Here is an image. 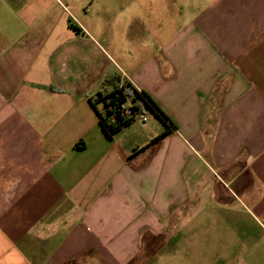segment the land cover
<instances>
[{"label": "crops", "instance_id": "0c3cea01", "mask_svg": "<svg viewBox=\"0 0 264 264\" xmlns=\"http://www.w3.org/2000/svg\"><path fill=\"white\" fill-rule=\"evenodd\" d=\"M216 183L264 212V0H0V264H148Z\"/></svg>", "mask_w": 264, "mask_h": 264}, {"label": "rangeland", "instance_id": "374dc122", "mask_svg": "<svg viewBox=\"0 0 264 264\" xmlns=\"http://www.w3.org/2000/svg\"><path fill=\"white\" fill-rule=\"evenodd\" d=\"M143 111L149 123H161L152 110ZM228 188L216 183L203 192L198 186L197 200L184 208L192 216L178 232L176 247L151 253L148 264H264V212Z\"/></svg>", "mask_w": 264, "mask_h": 264}, {"label": "trees", "instance_id": "16d2710c", "mask_svg": "<svg viewBox=\"0 0 264 264\" xmlns=\"http://www.w3.org/2000/svg\"><path fill=\"white\" fill-rule=\"evenodd\" d=\"M112 82H107V84ZM132 99V103H130ZM140 100V107H135L136 101ZM103 104V113H98L99 125L108 138H112L124 127L131 125L135 120V113L141 112L142 104L144 107L152 110L157 118L165 125L166 131L156 138L159 141L164 137L172 134L171 127L175 129L174 124L169 117L162 111L157 103L144 91L136 90L132 85L123 86L115 89L108 94L98 93L94 105ZM133 105L131 110L134 115L129 116L126 113V106Z\"/></svg>", "mask_w": 264, "mask_h": 264}, {"label": "built area", "instance_id": "2783aa9c", "mask_svg": "<svg viewBox=\"0 0 264 264\" xmlns=\"http://www.w3.org/2000/svg\"><path fill=\"white\" fill-rule=\"evenodd\" d=\"M132 106H133V105H128V106H126V113H127V115H129V116L134 115V113H133L132 110H131ZM135 107H137V106H135ZM135 118H136V119H140V120H142V121H144V122L147 121V117L145 116V113H144L143 111H141V112H136V113H135Z\"/></svg>", "mask_w": 264, "mask_h": 264}]
</instances>
